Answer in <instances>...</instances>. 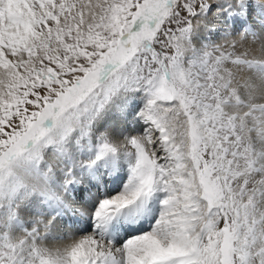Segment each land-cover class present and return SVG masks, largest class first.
I'll list each match as a JSON object with an SVG mask.
<instances>
[{"label":"snow or ice","instance_id":"6c2138e0","mask_svg":"<svg viewBox=\"0 0 264 264\" xmlns=\"http://www.w3.org/2000/svg\"><path fill=\"white\" fill-rule=\"evenodd\" d=\"M0 264H264V0H0Z\"/></svg>","mask_w":264,"mask_h":264},{"label":"bare ground","instance_id":"6f19581e","mask_svg":"<svg viewBox=\"0 0 264 264\" xmlns=\"http://www.w3.org/2000/svg\"><path fill=\"white\" fill-rule=\"evenodd\" d=\"M213 40H214V42H217V43L221 42L219 36L214 37ZM50 156H51V155H50ZM28 214H29V213H28ZM25 215H26V214H25ZM29 216H30V214H29ZM25 217H26V216H25ZM27 218H28V217H27ZM69 231H70V230L65 226L64 229H62V230H58V236H63V237H65L64 240H62V241L59 240V239H57V240H53L51 237H49V238L45 241V244H46L47 246H58V245L61 244V243H67V242H70V240L67 238V233H68Z\"/></svg>","mask_w":264,"mask_h":264},{"label":"rangeland","instance_id":"374dc122","mask_svg":"<svg viewBox=\"0 0 264 264\" xmlns=\"http://www.w3.org/2000/svg\"><path fill=\"white\" fill-rule=\"evenodd\" d=\"M50 155H51V154H49L48 156H46V159L50 158ZM28 213L31 215L30 212H25V213L22 214V218H23V219H28V218H27V217H29V214H28ZM25 214H26V215H25ZM25 216H26V217H25ZM28 226L30 227V225H28ZM17 234H19V233H17Z\"/></svg>","mask_w":264,"mask_h":264},{"label":"clouds","instance_id":"9594fccd","mask_svg":"<svg viewBox=\"0 0 264 264\" xmlns=\"http://www.w3.org/2000/svg\"><path fill=\"white\" fill-rule=\"evenodd\" d=\"M17 237H19V234H17Z\"/></svg>","mask_w":264,"mask_h":264}]
</instances>
